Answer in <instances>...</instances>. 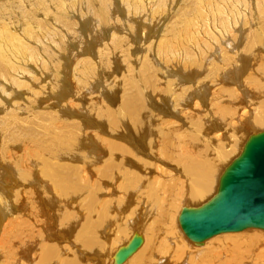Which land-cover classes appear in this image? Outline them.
Returning <instances> with one entry per match:
<instances>
[{
	"label": "bare ground",
	"instance_id": "1",
	"mask_svg": "<svg viewBox=\"0 0 264 264\" xmlns=\"http://www.w3.org/2000/svg\"><path fill=\"white\" fill-rule=\"evenodd\" d=\"M261 21L264 0H0V77L11 75L0 80V103L14 108L1 109L0 134L10 123L8 116L31 115L33 120L25 122L45 116L43 133L48 130L57 147L54 154L32 160L50 141L32 137L33 147L28 149L27 141L21 149L10 144L17 131L9 130L7 139L2 138L0 225L18 217L6 202L20 188L28 200L25 185L41 190L51 206L32 202L29 210L21 209L20 224L9 242L24 237L25 244L55 253L64 251L70 239L91 247L93 236L100 234L109 248L120 251L137 238L134 247L120 255L115 252V262L126 264L140 252L136 264H159L167 238L174 240L178 260L185 249L191 251L171 219L173 210L184 234L197 242L253 228L221 229L211 217L221 209V199L233 197V190L223 193L220 188L223 175L238 161L248 140L264 133V82H252L259 89L252 98L251 88L241 90L244 84L239 80L250 65L264 69ZM54 88L58 109L56 104L51 109L41 106L43 94ZM81 98L88 102L81 101L77 110L72 101ZM245 106L258 110L246 112ZM220 109L230 111V117L215 118ZM249 130L259 133L248 137ZM15 148L22 154L14 156ZM89 177L96 192H110L108 206L118 218L128 220L143 203L146 211L152 209V223L165 226L163 238L155 244L158 254L133 230L128 232L132 236L107 237L110 210L99 213L97 195L91 199L89 193L86 214L76 198H66L76 182ZM135 189L142 201L134 203L130 197ZM10 192V198L4 197ZM187 203L197 207L188 209ZM92 215L101 219L98 225ZM196 216L197 238L184 221ZM53 230L59 239L46 246ZM222 236L216 247L226 243ZM185 262L181 264H199L191 257Z\"/></svg>",
	"mask_w": 264,
	"mask_h": 264
},
{
	"label": "rangeland",
	"instance_id": "2",
	"mask_svg": "<svg viewBox=\"0 0 264 264\" xmlns=\"http://www.w3.org/2000/svg\"><path fill=\"white\" fill-rule=\"evenodd\" d=\"M243 17L246 18V16H243ZM257 18H258V20L260 18L263 19V17H259V16ZM242 19H244V18H242ZM261 22H264V21H261ZM252 67L253 68H251V65H250V67H249L250 71H248V73L247 72L246 73L241 72L239 74V80L242 84H244L240 89L247 91L246 86H248L249 88H251V90H248L249 92H251L250 93L251 95L249 94L248 96H251L252 98H254V94L257 93V91L259 89L253 88L252 85L254 83H252V82L258 81V80L261 83L264 82V80L261 79V78H264V69H259L255 65H253ZM25 77L28 78L27 75ZM4 78L6 80L11 79V75L10 74H3V76L0 77V80H4ZM27 78H22V79H27ZM243 78H244V80H243ZM204 81L206 82L207 80H203V83H204ZM201 84H202V82L200 83V85ZM202 87H203V84H202ZM8 91H11V89H8ZM57 91H58V88L47 90L46 93L43 94V96H42L44 98V100L42 101V103H40V105L41 106H44V105L49 106V108L51 109L52 106L54 104H56L57 108L56 107H54V108L58 109L59 103L56 102V92ZM20 93H21V91H20ZM81 101L88 102L85 98H81L78 102L76 100L72 101V103H77V105H78L76 108L77 110H79V108H80L79 103ZM63 103H65V102H63ZM156 103H162V102L157 101ZM201 104L203 105V103H201ZM237 104L238 103H233L234 106H237ZM184 105H185V103H184ZM4 106H7L6 112H8L9 108H10V110L14 109V108H11V105H9V103L4 101V103H0V114H2L1 109ZM254 109L258 110V107L245 106L244 111L248 112L249 110H254ZM88 110H89V108L87 109V111ZM219 112H220V114H217L215 116V118L220 119V118L228 117L229 116L228 113L230 111L228 113H226L220 109ZM81 115H83V117H84L87 114L83 111V112H81ZM89 115H91V112L89 113ZM6 119L10 123L7 124L5 130L1 131L0 142H1L2 138L7 139V133L9 130H12V131L14 130L17 132H14V139L10 144L13 143V145H21V149L23 147V143L24 142L26 143L27 141H30V147L28 149L33 147V145L35 143L32 141V139H31L32 137H34L37 140V142L50 141V144L48 145V147L45 150H43L41 153L40 152L36 153L34 156L31 157L32 160H37L39 155L47 156V155L54 154V153H52V151H56L57 147L53 141H55L56 139L48 133V130H46V132L43 133V128H44L45 124L47 123L45 116H43L41 118V120H39L38 122H35V121L25 122L26 120L32 119V116L28 115V114L22 115L19 117H15V116L9 117L8 116V117H6ZM228 121L229 120L227 119V122ZM25 127H28V129L31 133L28 132V130L25 129ZM23 130H24V133H23ZM260 132H262V130ZM42 133L49 140L43 138ZM256 133H259V131L255 132V131L249 130V132H247L248 137H250L251 135H254ZM103 135H107V134H103ZM22 138H25V139L23 140ZM148 140H149V138L146 137L145 141L148 142ZM84 143H88V140H85ZM21 149H17V148L13 149L14 156L21 155L22 154ZM28 149L26 150V152L28 151ZM80 152H84V149L83 148L80 149ZM28 158H30V157H28ZM2 165H3V163L0 162V167ZM5 166H6V164H5ZM7 167L12 169L14 172V169L11 166H7ZM3 170L4 169H2L0 172L3 173L4 172ZM90 180H91V178L89 177L87 179V182H83V181L76 182L74 185V189L71 191H68V196L66 197L67 194H63L62 196L66 197V198H76L75 201H77L76 203H78L79 208L84 210L83 214H86L89 212L88 208H86L89 193H90L91 199H94V196L97 195V199L100 200V205L98 206L99 207V213L100 214L104 213L106 211L105 208L109 209L107 199H108V194H110V192L107 194H106V191L96 192L95 186H92L89 183ZM105 183H107V182H105ZM34 184H37V183H34ZM103 186L101 184L100 188L104 189ZM113 187L114 186H107V187H105V189H109V188H113ZM151 187H153V186H151ZM23 188L25 190H27V193L30 194V196H28V198H29L28 200L26 199L25 196H22V194H21L22 188H20L17 192V196L14 199L8 200L6 202L8 207H12L14 212L18 213V217L14 221H12L11 223H9L7 225H6V221H4L0 225V264H122L123 261L119 262V263H117V261L115 262L114 254H115V252L118 251L117 248L116 247L109 248L107 246L106 241H105V237L100 235V234L99 235L96 234L93 236L94 237V240H93L94 243H92L91 247L85 248L82 245V243L75 242V241H72L70 239L67 242L68 245L64 251L59 250L58 252H55V253L51 252L49 250V248L44 247V249H42L37 244L30 243L29 241H27V243L25 244V242H24L25 238L24 237H23L24 239L23 238L17 239L13 243L9 242L11 234L16 230V228L20 224L19 223V213L21 212V209L25 210V211L29 210L31 207V204H29V203H32V202L38 203L41 207L43 205L45 208H48V209L51 207V206H49L48 203H46L44 201V197L42 196L41 190L35 188L32 191L30 189L29 185H25ZM114 190L117 191V188ZM118 190H120V189H118ZM132 192H133V194L130 198L133 200L134 203L138 200L142 201L141 198L139 197L136 189L133 190ZM10 196H12L11 192L8 193L7 195H5L4 197L10 198ZM148 196L151 198L150 195H148ZM150 198H147L148 203H150ZM50 199H52V198H50ZM115 200L113 201L114 204H115ZM25 203L28 205V207H27V205H25V207H27V208H24L23 204H25ZM198 203H201V202L199 201ZM139 204H140V202H139ZM186 206H189V207H186L188 209H190V208L195 209V207H197L196 204H194V203H192V204L187 203ZM48 209L45 212H48ZM158 210L159 209H157V211ZM176 212L177 211H175V210H173L171 212V219L173 222H175L177 224V228L180 230L181 236L185 239L186 243L191 248V251L188 248L185 249L183 252L184 255L181 257L182 259L178 260V257L175 254V249H177V247L173 244L174 240H170L167 238V239H165L167 243L165 242L163 244L165 247L164 248L165 253L163 252L165 258L161 257L160 259H162L163 261H162V263H159V264H172V263L173 264H181L182 260L184 259V262H185V260H187L188 257H191L196 263L199 262V264H216V263L217 264H224V262H227V261L231 262L229 264H264L263 263L264 262V246L257 245V241H256L257 240L256 237H259L261 239V241H264V229H261L258 227H253V228H246V229L238 231V232L219 233L218 235H214L213 237L207 238L201 242H197V241L192 240L191 238H189L187 235L184 234L181 226L179 225V221L175 219V218L178 219ZM91 218H93V215L91 216ZM153 218H154V214H153L152 209H148L146 211L144 203L141 205V207L137 208L136 212L134 214H132L128 220H126L125 218H118V214L113 213L110 210L109 220L107 221L108 226H109V229L107 232V237H109V236L113 237L114 234H120V235H122L123 238L126 236V234L132 236L131 233H128V232H129V230H133L134 234H136L137 236L140 237V235L142 234L144 238L146 237L147 238L146 246L152 248L153 254H156V253L158 254L159 249H157V246H155V244L157 245V240H160L163 238V234L165 233L164 232L165 226L162 225V223H161L159 226L161 228L159 229V227H158L159 221L156 222L155 224H153L152 223ZM92 220L94 221V225H98L101 221V219L98 217L97 218L95 217ZM131 221L133 222L132 227L129 226V223ZM20 228L22 229V226H20ZM13 229H14V231H13ZM75 232H76V229L73 231V234ZM73 234H72V237H73ZM221 234H223L224 237ZM49 235L51 236V241H48V239H46V241H45L46 246L52 245L55 242V240L59 239V236L57 235V233L54 230L51 231L49 233ZM220 235L222 236L221 241H226V243H223L224 245L221 243L216 247V245H214V244L217 240H220L219 239V238H221ZM215 236H220V237L216 238ZM234 238H237V241H233V242L229 241V240L234 239ZM213 239L215 241H212ZM210 240H211V242H210ZM239 241H241V242H239ZM234 242H235V245H234ZM238 242H239V244H237ZM8 246H10L11 250L8 249ZM112 246H113V241H112ZM201 250H203V251H201ZM207 250H209V251H207ZM91 251H93L92 254L88 255L89 253H91ZM206 251H207V254H206ZM213 251H215L216 254L213 255V253H212ZM203 252H205V253H203ZM139 253L140 252H138L135 256L131 257L126 264H136L138 256L140 255ZM197 254H201L203 256H198V257H200V258H198ZM217 254H219V255H217ZM227 257L228 258L230 257V258L228 259ZM206 258H208V259H206ZM201 261L205 262V263H202ZM185 263H187V261ZM154 264H157V263L155 262Z\"/></svg>",
	"mask_w": 264,
	"mask_h": 264
},
{
	"label": "water",
	"instance_id": "3",
	"mask_svg": "<svg viewBox=\"0 0 264 264\" xmlns=\"http://www.w3.org/2000/svg\"><path fill=\"white\" fill-rule=\"evenodd\" d=\"M220 188L223 193L233 190V197L221 199V209L211 217L212 222H217L221 229H264V133L248 140L238 161L223 175ZM184 221L192 232L199 217H188ZM194 233L196 238L200 236L199 230ZM137 241L134 238L127 248L134 247ZM127 248L117 254H122Z\"/></svg>",
	"mask_w": 264,
	"mask_h": 264
}]
</instances>
